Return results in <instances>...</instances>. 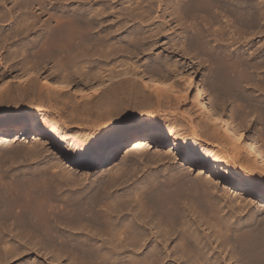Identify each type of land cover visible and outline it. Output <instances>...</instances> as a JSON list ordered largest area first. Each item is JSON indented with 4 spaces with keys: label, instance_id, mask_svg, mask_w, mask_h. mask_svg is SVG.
Returning <instances> with one entry per match:
<instances>
[{
    "label": "bare ground",
    "instance_id": "bare-ground-1",
    "mask_svg": "<svg viewBox=\"0 0 264 264\" xmlns=\"http://www.w3.org/2000/svg\"><path fill=\"white\" fill-rule=\"evenodd\" d=\"M97 1L0 0V125L5 134L19 125L25 135L35 134L30 147L24 145L27 151L21 148L41 169L38 175L26 170L18 175L23 169L14 171L13 166L20 158L16 164L13 160L15 165L10 158L21 155V148L14 153L0 148V264L25 258L21 264H264V160L256 155L264 153V142H256L260 150L247 146V121L240 118L250 112L264 116V0ZM173 22L182 32L169 48L198 58L199 65L209 62L203 88L217 100L239 102L237 118L244 126L240 120L235 124L233 115L224 118L220 109L204 107L190 93L191 60L182 64L191 67L186 70L190 73L181 74L177 59L154 56L146 71L165 69L177 74V80L154 81L145 86L149 94L137 89L136 77L148 74L134 57L150 52L175 29ZM95 30L98 36L91 35ZM48 61L58 63L45 73ZM81 62H89L91 70L74 74ZM162 97L168 106L161 104ZM80 99L97 109L93 99L115 109L118 125L104 116L86 119L84 125L60 118L64 126L110 128L106 145L122 140L128 129L146 128L147 137L167 148L163 154L155 148L156 155L149 158L167 179H159L156 169L129 187L140 160L131 156L89 183L68 178L64 171L50 173L68 154L54 132L57 127L51 131L47 125L27 123L32 108L40 106L33 100L70 106ZM162 105L191 133L185 130L183 136L173 121L166 124V133L159 120ZM191 110L200 114V121ZM90 145L82 143L77 155L85 167L101 163ZM115 149L117 144L107 149V160ZM225 183L241 193L233 194ZM75 186L79 189L72 192ZM249 187L257 200L244 195Z\"/></svg>",
    "mask_w": 264,
    "mask_h": 264
},
{
    "label": "rangeland",
    "instance_id": "rangeland-1",
    "mask_svg": "<svg viewBox=\"0 0 264 264\" xmlns=\"http://www.w3.org/2000/svg\"><path fill=\"white\" fill-rule=\"evenodd\" d=\"M106 1H108V0H98L97 2L98 3H102V2L103 3H108L109 2V1L108 2H106ZM121 1L122 0H119L118 2L120 3ZM111 2L113 3V1H111ZM112 3H110V4H112ZM108 23H110V22H108ZM173 24H175V26H176V23H174V22L171 23V25L174 28L175 26ZM179 29H178V27H175V29H173L172 31L171 30L167 31V33L165 35L166 37L161 36V38L159 39L158 44L156 46H151L150 52L148 50L147 51L148 53L145 52V53H142L140 56H135L134 60L136 59V61L139 64H141V68H144L145 71H146L147 67L150 66V64L146 63V62H150L151 66H152L153 65L152 61H153V63L155 62L153 58L157 57L158 54L160 55L159 56L160 58L158 57L160 60L162 59V57L163 58L166 57V56H162V55L172 56V59H177V61H176V62H178V67L177 68H178V70L181 69L179 71V73H181V72H182L181 74L190 73V71L186 73V70L190 69L191 67H183L182 64L185 65L186 61L190 62V60H191L190 58L191 57H184L182 55V53L180 54L178 52V50H174V49L169 48V46L172 44V40H174V38L178 39V37H179L178 34L182 32V29H180V30ZM34 30L36 31V28L32 30L33 34L36 33ZM178 31H179V33H178ZM95 32L91 33V35L93 34V36H95V35L98 36L96 30H95ZM176 33H177V35H176ZM150 57H152V58H150ZM147 59H148V61H147ZM159 59H157V61H159ZM198 61H199L198 58L191 60V63H193V67H192L193 70L191 69L192 70L191 71V74H192L191 75V77H192V86H191L190 93L192 95H193V93H196L194 95H198V97L200 99L199 103L202 104L204 107H207L209 109L211 108L212 110L213 109L214 110H219L220 109V111H223L224 114H225L224 118H227V117L231 118V117L234 116L233 117L234 118V120H233L234 123L235 122L239 123V120L240 121H243V120L245 121L246 120L247 122L245 121L246 122L245 126H244V121H243L242 124L245 127V129H244L245 135H247V138L249 136V138H248V144L249 145H247V146H252L253 147L255 145V148L258 146L257 149L260 150L259 147L260 146L262 147V145H263V148H264V143H262V142H264V141H262V139L264 140V136H263L264 133L262 132V130H264L262 128V127H264V124H263L264 123V118H263L264 116L260 115L258 112H252L253 114L250 112L251 115H250V113H248L249 115H246L247 113L245 115L242 114L241 112L237 113L238 112L237 111V106L239 105V102H233V101H231V99H229V100H226V99L225 100H217L214 97L215 94H213V92L210 89L208 91L207 89H204L205 87L203 88V83H202V80H203L202 78H205V76L208 75V73H209L208 70L210 69V64L208 62L207 63L208 65H207L206 62H205V64L204 63H200V65H199ZM56 62L57 61H54V62L53 61L52 62L48 61L46 63V65H45L46 67L43 66V68L45 67L44 68V72L45 73H50L52 71V68L54 67V65L55 66L57 65V64H54ZM81 63H78V64H81V65L77 66L75 70H72L74 72V74H80V73L82 74L83 71H85L88 67L91 70V68H90L91 66L87 65V64H89V62H87V63L84 62V64H83V62H81ZM143 64H144V66H143ZM148 71H150V73ZM148 71H146L148 75L136 77V81L138 82V83L136 82L138 84V85L136 84L137 85V89L140 88L146 94H149V93H147L149 91L147 90L148 89L147 87L145 89V86H150V85L152 86L154 84V81H158V80H160V81L161 80L162 81H165V80L169 81L171 78H173L175 76V74H169L168 73L169 71L165 70V69H162L158 73L155 72L156 75H154L155 73L153 71H151L150 69H148ZM176 76H177V74H176ZM156 77L160 78V79H157ZM177 77H176V80H177ZM154 79H156V80H154ZM131 82H130V84H131ZM178 82H180V81H178ZM177 86L178 87H182V85H177ZM145 90H147V91H145ZM210 91L212 93H210ZM99 96H100V91L97 94L94 95V98L97 99ZM161 99L163 100V101H161V104H164L165 106H168L167 105L168 103L166 104V102H168L167 98H165V97L163 98L162 97ZM93 100H92V102L94 103V105H97L99 107V109L95 108V106L91 105L90 103H84L82 99H80L79 103L74 104V105H70V106H64V105L62 106V105L57 104V103L52 105V104H48L45 100H40V101L39 100H37V101L33 100L34 103L40 104V106H38V107L36 106V107L32 108V110H31L32 112L30 114L31 119L27 123H30L32 121L33 123H37L39 125H47L48 129H50L51 131H54V127H57V130H55L54 132L57 135V137L60 139L59 140L60 143L66 148L67 154H68V158L67 159H64V160L60 159V165H59L58 168H56L57 172L54 169L52 171H49V172L53 173V171H54V173L63 174V171H64L65 174L67 173L66 177H68V178H74L76 180L77 179L78 180H82V179L84 180V178H86L84 181H87V182H85V183H89L96 176H99L100 179H103L107 173H109L112 169H114V166L116 167L119 163H121L122 160H124L125 157L127 158V157L131 156L129 158H138V160L140 159L141 162H140V160L139 161L137 159L135 160V162L138 161V162L135 163V165H137L136 167H137L138 170H137V173L135 171L132 174L133 178L134 179L136 178V179L132 180V182L128 183V184H131V185H129V187H133L134 184L138 183L139 181H140V183H142L144 181V179L146 180V178L149 177V174H150V176H152L153 174H155V172H157V170H158V175L160 173L159 179H161V178H162L161 180L167 179V174L165 173V171L160 169V167H159V169L157 168L158 163H155V162L153 163V161H151L149 159V158H151L152 156H154L156 154H163L164 150L167 149V148L164 146V144H161V143H158V142L156 143L155 141L152 140V138L150 139V137H147L148 135H146L144 133L146 131V128H143V129H140V130H137V129L134 130V128L128 129L126 136L122 140H120V141L116 140L114 143H111L109 145H106V144H107V139L109 137L108 136L109 135L108 131H109L110 128H107V127H104V126L103 127L102 126H91L90 128L89 127H86V128L84 127L83 128V125H84L83 122L84 121H87L89 119H91V120L94 119V121H97L98 118L101 119L104 116L105 117H108V116L112 117L114 122L117 123V125H118V121L119 120H118V115H115L116 114L115 113V109H113V108L109 109L107 106L106 107L105 106H101L98 103L94 102ZM215 100H217V101H215ZM212 102L216 103V104L213 105ZM217 102L220 103V104H218ZM189 103L190 104H187V106L191 105V102H189ZM29 105H31V104H29ZM165 106L162 105V107H163L162 109L163 110L160 113V114L163 113V115H161V116L159 114H156V115L160 116L159 120L162 121V125H163L162 127L165 129L166 133H167V129H169V128L166 127V124H169V122L171 123L172 121H173L172 122V124H173L172 127H174V129H176L178 127V129L184 130V131L181 130L182 132H184V134H182L183 136L186 135V133H188V132L191 133L190 129H192V128L190 126H187V124L185 122H183V121H181V122L177 121L178 123L175 122L172 119L171 114H169V112L165 108ZM164 108H165L166 112L164 111ZM199 110L201 111L202 108H200ZM233 110H234V112H236L235 113L236 115L232 114ZM191 113L193 114L194 117L196 115V117L199 118V121H200V117L201 116H200V114L198 112H196L194 110L193 111L191 110ZM240 113H241V115H240ZM237 114L242 116V117H240L238 115V117L243 119L244 116H245V118L243 120L240 119V118H237ZM231 115H233V116H231ZM259 115L262 116V117H259ZM162 117L165 118V119H163ZM169 117H171V118H169ZM60 118L65 119L67 121H71V122L72 121L82 122L83 125L80 124L82 126V127H80V126H77V124H75V125L71 126V129H68L66 126H64V124H62V122L60 121L61 120ZM197 118H196V120H197ZM229 121L231 122V126H233L234 123L230 119H229ZM175 125H176V127H175ZM177 125H179V126H177ZM5 128L6 127L0 125V148H1V150H3L5 148L6 150L4 149V151H7V149L9 148L8 151H12L14 153L15 151H19L22 146H23L22 148H25V150L27 151V148L30 147V144H31V143L27 144L28 140H32V139L36 140V138H37L35 136V134H33V133H28V134L25 135L24 134L25 130H24L22 125H19V127H17L16 129H11L8 134L4 133V129ZM185 130L186 131L188 130V132H186ZM64 133H66V137L64 136ZM162 136L166 137V135L164 133L162 134ZM77 137L78 138L80 137V138L78 139ZM81 139H82V141H81ZM89 139H90L91 142L88 141ZM84 142L90 143L91 144L90 148L96 147L95 148V153H96V155L99 158H101L100 159L101 163L99 165L85 167V166H82L79 163V161L77 159V155L82 153L83 146H81V144L84 143ZM98 142H99V146L97 145ZM256 142L258 144L262 143V145L259 146ZM115 144H117V149H115V154L112 157V159L107 160L106 159L107 156H108L107 149L113 147ZM24 145H27L26 146L27 148ZM140 146H145V148L142 147V149H141ZM138 147H140V148H138ZM11 148H12V150H11ZM22 148L19 151L20 152L19 154H21V155H18V157H16V158H14V157L13 158L12 157L11 158L10 157L7 158L8 160L12 159V161L10 160V164L11 163L13 164V160H15L14 161V163H15L20 158V160L17 161L18 165L16 163H15L16 165L13 164V165H15V166H13L14 167V171L16 169H17V171L19 169L20 170L23 169L22 170L23 173L21 171L17 172L18 175L24 174L25 170H26L25 171L26 174H29V173L32 174L33 173V175H38L39 169H40L39 167H36V166H38V163L34 159L30 158L31 157L30 155H28L29 156L28 157L27 154H24L23 151L25 152V150L22 149ZM90 148H87V151H88V149L90 150ZM137 148L141 149V150H137ZM155 148L157 149V151L158 150L159 151L158 152L155 151L156 150ZM143 150H146L147 152L146 151H145L146 153L142 152ZM160 150L162 152H160ZM258 150H257V152H258ZM21 151H22V153H21ZM1 152L2 151H0V156L3 155V152L2 153ZM139 152L142 155H140ZM135 153L137 154V157H135L136 156ZM154 153H156V154H154ZM25 155L27 156L28 159L26 158ZM45 155L46 154H43L41 156L42 158L44 157L43 158L44 160L50 159V157L45 156ZM256 155H257V158L259 160H261V161L264 160V153L263 152L259 151V153H257ZM140 156L142 157V159L140 158ZM0 158H2V157H0ZM32 160H34V161H32ZM142 160H144V163H143ZM137 163H139L140 167H138ZM10 164H9V161H8L7 165L9 166ZM7 165L5 166L6 169L8 167ZM24 165L27 168H25ZM60 166L62 167V170L60 169L61 168ZM13 167L11 168L12 171H13ZM5 168H4V170H5ZM29 169L32 170V171L30 172ZM33 170H34V172H33ZM66 170H68V171L65 172ZM100 170H101V172H100ZM161 170H162V172H161ZM107 171H109V172H107ZM68 172L70 173V177L68 175L69 174ZM74 173L76 174V176H78V175L79 176L78 177L75 176L76 177L75 178L74 177V175H75ZM136 174H138V175H136ZM80 177H81V179H79ZM83 180L80 181V183L84 182ZM225 184H226L227 188L230 191L233 190V194L234 193L235 194H240L241 193L240 188H238L236 186L234 187V185L232 183H225ZM78 187H81V184L78 185ZM78 187L76 188V186H75V188H72V189L70 188V190L71 191L73 190L72 192H74V189H76L75 192H77L78 191L77 189H79ZM247 191H248V193L244 194L245 196H247V199H251V198L255 199V200L258 199L257 198L258 194L256 193V191H254L253 188L249 187ZM41 255H42V253H40V256ZM34 257H35V255L32 256V258H34ZM27 259H29V258H27ZM24 261H26V258L25 259H16V260L14 259V260L9 261L6 264H21ZM48 264H68V263L66 261L62 260L59 263H48Z\"/></svg>",
    "mask_w": 264,
    "mask_h": 264
}]
</instances>
